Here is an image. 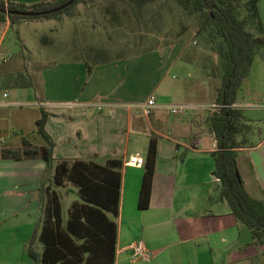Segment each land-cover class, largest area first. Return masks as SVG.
I'll return each instance as SVG.
<instances>
[{
    "label": "crops",
    "instance_id": "crops-1",
    "mask_svg": "<svg viewBox=\"0 0 264 264\" xmlns=\"http://www.w3.org/2000/svg\"><path fill=\"white\" fill-rule=\"evenodd\" d=\"M10 1L31 5L42 0ZM257 6L264 28V0ZM0 26L2 35L11 25ZM186 50L177 43L96 65L89 74L81 61L59 60L40 67L37 83L27 88L7 85L4 76L20 70L12 67L10 56L0 57V67L7 64L0 71V264H42L38 236L44 179V187L59 197L63 222L72 203L81 202L71 182L53 184L58 161L105 164L111 159L121 162L118 211L104 210L115 223L112 264H264V242H252L250 230L219 196L220 182L213 175L216 138L208 121L215 108H205L213 104L207 97L213 83L198 77V58ZM173 68L185 78L176 79ZM238 93L233 107L241 110L249 129L236 138L245 136L252 143L236 148V163L245 190L263 199L264 109ZM150 97L159 106L144 115L136 105ZM99 102L113 103L111 113L98 111ZM179 104L194 107L183 116L171 114L169 107ZM42 110L47 114L44 131L54 142L49 168L39 157L3 158L1 149L18 148L23 138L34 146L46 144L37 130ZM152 140L154 173L148 206L142 209L143 161ZM244 151L250 153L242 155L240 166ZM133 155L140 165L127 163ZM138 241L148 257L131 260L130 246ZM30 243L36 258L28 252Z\"/></svg>",
    "mask_w": 264,
    "mask_h": 264
},
{
    "label": "trees",
    "instance_id": "trees-1",
    "mask_svg": "<svg viewBox=\"0 0 264 264\" xmlns=\"http://www.w3.org/2000/svg\"><path fill=\"white\" fill-rule=\"evenodd\" d=\"M68 0H42L26 5L10 0H0V8L20 11H42L65 3ZM84 0H74L72 4L54 13L41 16L6 15L0 12V23L9 21L10 25L22 19L56 18L59 14H70L72 8ZM240 0H110L106 13L109 22L120 26L122 18L148 25L156 14L177 10L195 29L196 36H201L209 52L204 61H210L202 67V75L213 83L214 101L218 105L208 117L209 126L216 138L217 150L213 152V175L219 180V196L225 199L231 212L250 230L253 243L264 242V198L257 199L245 190L236 163V148L248 143L247 139L236 138L238 133H246L249 125L240 109L233 107L236 94L244 79L248 76L253 59L259 55L264 60V28L260 19L257 3L259 0H245L244 11L239 10ZM121 14V17L120 15ZM184 28H187L186 26ZM42 41L46 36L41 37ZM182 41V40H181ZM180 41V42H181ZM179 42V41H177ZM176 42V43H177ZM174 43V44H176ZM145 50L146 51H150ZM88 55L71 59L81 61L87 67V74L96 65L111 62L128 55H116L110 58L104 49L89 48ZM189 54V49L186 50ZM191 54V53H190ZM217 59V63H216ZM26 67V63L25 66ZM213 76V77H212ZM7 85L18 88L34 86L33 77L26 68L20 73L5 76ZM47 114L42 110L37 120V130L46 141L45 145L34 146L23 138L18 148H2L3 158H42L46 169L53 162L52 147L54 142L44 131ZM156 148L150 142L144 158L143 178L139 194V208H146L151 192L154 173ZM119 160H107L105 164L92 161L74 160L68 163L58 161L54 167L53 184L62 186L65 181L76 187L81 202H73L65 222L62 221L60 201L57 193L44 187L45 194L42 210V225L38 239L42 242L40 254L42 264H112L114 261L115 223L109 220L105 211L116 214L119 203L120 173ZM31 257V243L28 248Z\"/></svg>",
    "mask_w": 264,
    "mask_h": 264
},
{
    "label": "rangeland",
    "instance_id": "rangeland-1",
    "mask_svg": "<svg viewBox=\"0 0 264 264\" xmlns=\"http://www.w3.org/2000/svg\"><path fill=\"white\" fill-rule=\"evenodd\" d=\"M244 1L240 0L237 3L242 14ZM109 3L110 0H84L77 3L70 14H59L53 18L54 20L52 18L22 19L10 26L2 35L0 26V37L3 38L0 57L10 56L12 67L20 72L26 68L37 83L40 67L53 66L59 60L82 57L92 60L94 55L86 53L91 47L104 49L108 57L114 58L119 54L130 56L149 49L170 47L179 41L177 43H184L192 57L198 58L200 79L203 78V64L206 63L210 69V61H204V55L209 52L208 45L201 36H196L190 21L177 10L170 13L162 9L161 15L156 14L154 21L149 22L147 26L133 21L128 22L122 18L121 25L116 27L109 22L110 15L106 13ZM119 15L121 17V14ZM185 26L187 28H184ZM42 36H46L45 41L41 40ZM25 63L26 67H24ZM6 68L7 64L4 63L0 71ZM171 74L176 79L185 78L177 68H173ZM215 79L217 78L213 77L212 81L217 84ZM238 91L241 100L254 103L252 105L264 109V60L259 55L254 57L249 75ZM207 97L213 103L214 94ZM251 143L252 141L244 145ZM249 153V151L239 153L240 166H242V155L248 156Z\"/></svg>",
    "mask_w": 264,
    "mask_h": 264
},
{
    "label": "built area",
    "instance_id": "built-area-1",
    "mask_svg": "<svg viewBox=\"0 0 264 264\" xmlns=\"http://www.w3.org/2000/svg\"><path fill=\"white\" fill-rule=\"evenodd\" d=\"M1 64V61H0ZM4 95H6L4 93ZM98 111L103 110L104 108H108L107 112L111 113L112 108L114 106L113 103L109 102H99L95 104ZM139 109V111L144 115H149L154 109L158 108V103L154 99V97L148 98L146 101L139 103L136 105ZM194 106L189 104H179L175 106H170L169 111L171 114L183 116L186 115L190 109H192ZM214 108L218 107L216 104H212L209 106H205V108ZM144 162V161H143ZM127 163L131 165H140L141 159L135 155L129 156L127 159ZM130 259L131 260H137V259H146L148 257V252L144 249L142 241H138L137 243H134L130 246Z\"/></svg>",
    "mask_w": 264,
    "mask_h": 264
},
{
    "label": "water",
    "instance_id": "water-1",
    "mask_svg": "<svg viewBox=\"0 0 264 264\" xmlns=\"http://www.w3.org/2000/svg\"><path fill=\"white\" fill-rule=\"evenodd\" d=\"M74 0H68L65 3L58 5L56 7L47 9V10H42V11H20V10H14V9H8L7 7H2L0 8V12L9 15V14H13V15H22V16H41V15H46V14H50V13H54L57 12L59 10L64 9L66 6L70 5L73 3Z\"/></svg>",
    "mask_w": 264,
    "mask_h": 264
}]
</instances>
